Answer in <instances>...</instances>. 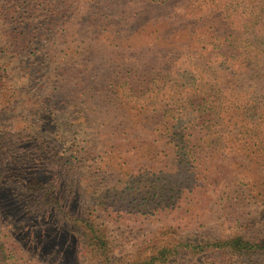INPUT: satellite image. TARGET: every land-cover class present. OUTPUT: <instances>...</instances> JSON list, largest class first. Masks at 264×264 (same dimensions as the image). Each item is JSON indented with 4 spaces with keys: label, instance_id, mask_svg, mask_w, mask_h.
Listing matches in <instances>:
<instances>
[{
    "label": "trees",
    "instance_id": "1",
    "mask_svg": "<svg viewBox=\"0 0 264 264\" xmlns=\"http://www.w3.org/2000/svg\"><path fill=\"white\" fill-rule=\"evenodd\" d=\"M223 189L228 237L155 227ZM187 258L264 264V0H0V264Z\"/></svg>",
    "mask_w": 264,
    "mask_h": 264
},
{
    "label": "rangeland",
    "instance_id": "2",
    "mask_svg": "<svg viewBox=\"0 0 264 264\" xmlns=\"http://www.w3.org/2000/svg\"><path fill=\"white\" fill-rule=\"evenodd\" d=\"M92 56L94 59L93 63L96 65H100L114 60H119L120 62L128 63L130 59L129 54L127 52L117 51L111 48L94 47ZM45 94L56 98L57 103L60 105V110L63 115L70 116L69 125L75 128L76 121L77 123L79 121L73 107L69 103V90L67 88H62L59 85L50 84L47 86ZM91 137L94 138V143L98 144L99 138H97L94 134H92ZM104 145H106V147H110L115 145V142L107 140L104 142ZM167 154V157L164 158V163L159 165L158 168L169 171L174 167V156L172 155L170 149H167ZM223 191L224 189L222 190V193L221 190H219L216 194L213 191L210 193L212 198L208 206L202 209L200 219L197 217H192L188 213H180L168 217L165 216L159 224L155 225V227L165 228L180 226L182 233H185L187 235L195 234L201 237H228L231 231L234 229V226H230L228 222V216L224 211L225 199ZM17 248L18 247H16L15 249ZM17 256L21 260H23L24 258L23 262H29V259L27 257H24L21 252H18ZM196 261L202 262L199 259L187 258L184 259L182 262L180 261L179 263L173 264H197ZM32 264L38 263L34 262Z\"/></svg>",
    "mask_w": 264,
    "mask_h": 264
}]
</instances>
